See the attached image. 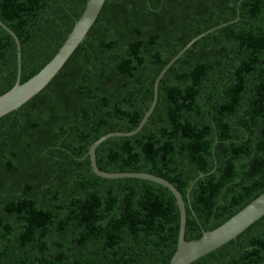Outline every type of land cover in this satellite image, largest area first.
<instances>
[{
	"label": "trees",
	"instance_id": "16d2710c",
	"mask_svg": "<svg viewBox=\"0 0 264 264\" xmlns=\"http://www.w3.org/2000/svg\"><path fill=\"white\" fill-rule=\"evenodd\" d=\"M87 0H0L23 83L55 54ZM223 25V26H222ZM211 28H214L211 31ZM264 189V0H106L52 80L0 117V264H157ZM17 47L0 24V94ZM189 188V190H188ZM190 264H264V216ZM248 248V249H247Z\"/></svg>",
	"mask_w": 264,
	"mask_h": 264
},
{
	"label": "water",
	"instance_id": "95a60500",
	"mask_svg": "<svg viewBox=\"0 0 264 264\" xmlns=\"http://www.w3.org/2000/svg\"><path fill=\"white\" fill-rule=\"evenodd\" d=\"M105 1L106 0H87L81 16L75 21L74 25L65 36L55 54L43 67H41L33 76H31L23 83L20 82L21 46L19 40L17 36L0 20V24L3 26V28L14 38L17 47V78L15 84L10 90L0 94V117L18 109L22 104L27 102L34 95H37L52 80V78L65 64L72 52L75 51L78 45L83 41L90 27H92L95 23ZM213 29L214 28H211L208 31H211ZM208 31L192 38L159 73L154 83L153 102L144 114L142 120H140L137 127L126 132L113 131L102 135L91 144L88 152L90 157V164L94 171L93 173L96 176L105 178L136 177L140 179H146L165 186L173 193L179 209L177 248L157 264H190L200 256H204L214 251L215 249L221 247L231 240L235 241L237 249L243 250L238 247L237 237L264 216V189H262L252 198L247 200L226 217L210 227L208 230L203 231L201 234L191 240H186L185 204L182 195L173 184L160 176H156L150 173L106 172L101 170L96 163V149L100 143L111 136L132 135L136 133L140 128H142V126L150 116L154 106L157 104L158 84L167 68L183 53L185 49H187L198 38L205 35Z\"/></svg>",
	"mask_w": 264,
	"mask_h": 264
},
{
	"label": "rangeland",
	"instance_id": "374dc122",
	"mask_svg": "<svg viewBox=\"0 0 264 264\" xmlns=\"http://www.w3.org/2000/svg\"><path fill=\"white\" fill-rule=\"evenodd\" d=\"M98 166V165H97ZM94 172V171H93ZM106 172H108V171H106ZM125 172H137V171H125ZM137 173H144V172H137ZM101 177V176H100ZM103 178H105V177H103ZM121 178H125V177H121ZM136 178V177H135ZM136 179H140V178H136ZM144 180H146V179H144Z\"/></svg>",
	"mask_w": 264,
	"mask_h": 264
}]
</instances>
